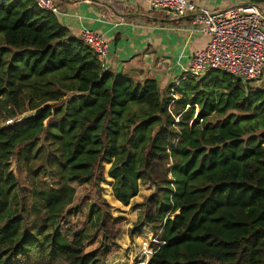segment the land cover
Returning <instances> with one entry per match:
<instances>
[{
  "label": "trees",
  "instance_id": "trees-1",
  "mask_svg": "<svg viewBox=\"0 0 264 264\" xmlns=\"http://www.w3.org/2000/svg\"><path fill=\"white\" fill-rule=\"evenodd\" d=\"M0 35L10 59L35 55L1 109L43 108L0 126V264H108L127 222L109 180L125 207L154 187L128 231L162 243L148 264H264V89L217 70L175 94L116 75L35 0H0ZM73 184L92 201L64 232L83 214Z\"/></svg>",
  "mask_w": 264,
  "mask_h": 264
},
{
  "label": "crops",
  "instance_id": "crops-1",
  "mask_svg": "<svg viewBox=\"0 0 264 264\" xmlns=\"http://www.w3.org/2000/svg\"><path fill=\"white\" fill-rule=\"evenodd\" d=\"M189 1L212 13L249 3L248 0ZM55 2L61 11V15L57 17L70 31L71 37L81 39L84 29L105 36L109 44V55L100 60L104 70L127 76L138 83L155 80L161 89L170 88L171 94L175 90L173 84L190 67L194 54L204 50L210 42L209 36L192 33V16L170 18L165 14L152 12L149 9V0ZM178 96L180 95L176 96V100L180 98ZM153 190L152 185L142 186L140 195L129 207L123 206L113 197V204L123 209L120 214L126 215L127 222L131 221V224L124 227L119 240L121 253L112 257L108 264H134V247L153 238L152 230L148 226L134 241H131L128 232L138 218V211L132 210V205L140 204Z\"/></svg>",
  "mask_w": 264,
  "mask_h": 264
},
{
  "label": "built area",
  "instance_id": "built-area-1",
  "mask_svg": "<svg viewBox=\"0 0 264 264\" xmlns=\"http://www.w3.org/2000/svg\"><path fill=\"white\" fill-rule=\"evenodd\" d=\"M39 8L61 15L55 0H35ZM149 9L170 18L192 16V33L210 37L207 47L194 54L188 78L202 79L209 71L217 70L245 83L257 82L264 76V10L247 3L220 13L198 8L189 0H149ZM82 42L104 60L109 44L104 35L89 29L81 34ZM21 119L7 120L3 126L21 123ZM162 243L153 238L138 245L134 264H148ZM136 248V246H135Z\"/></svg>",
  "mask_w": 264,
  "mask_h": 264
},
{
  "label": "rangeland",
  "instance_id": "rangeland-1",
  "mask_svg": "<svg viewBox=\"0 0 264 264\" xmlns=\"http://www.w3.org/2000/svg\"><path fill=\"white\" fill-rule=\"evenodd\" d=\"M0 38L3 39V36L0 35ZM14 51L18 52V50H14ZM12 52L13 51H11V53ZM11 53L10 52L4 53V54L0 53V96H1L0 97V126H2L6 120L10 119L8 117L7 112L4 111L3 109H1V106H2L1 103L9 95L8 94V82L10 80L20 81V78L22 76L28 75L30 73V70L33 67V62L35 60V55H33L32 52L26 53L24 55H19L15 59H10V57L12 55ZM188 79L189 78L187 77V75L185 73L184 74L182 73V75L180 76V80H177L173 84V87L175 89L174 93L179 92L182 89V87H184L186 84H188L189 83ZM182 84H183V86H182ZM250 86L252 88H255V89H260V88L264 89V76L260 80H258L257 82L250 83ZM3 87L5 88V91H3ZM169 91H170V88H167L165 90L162 89L163 93H168ZM177 95L178 94H176L175 96H177ZM22 117H18V119L22 120ZM109 167L110 166L108 165V168ZM13 170H15L14 166H13ZM73 186L77 191L75 206L80 205L83 209V214L78 215V216H69L68 221H67L69 223V225H65L63 227L64 232H66V230L69 229L70 225H76L78 223H84L86 221L85 214L87 212V206L92 201V198L88 196L89 195L88 194V188L86 186H80L78 184H73ZM111 187H112V180H109V182L104 185V188H105L104 197L111 204L114 214H120L121 212H123V209H120V208L116 207L115 204H113L115 202V200H114L112 193H111V191H112ZM132 210H135V209L132 208ZM130 224H131V221H128L125 223L124 227H127ZM144 241H146V240H144ZM97 243H98V240L93 245L88 246L87 250L91 251V250L95 249L97 247ZM137 247L138 246H136V248L134 247L135 253L138 250ZM124 259H126V258H124Z\"/></svg>",
  "mask_w": 264,
  "mask_h": 264
},
{
  "label": "water",
  "instance_id": "water-1",
  "mask_svg": "<svg viewBox=\"0 0 264 264\" xmlns=\"http://www.w3.org/2000/svg\"><path fill=\"white\" fill-rule=\"evenodd\" d=\"M42 109H43V108H40L39 110H37V111L34 112V113L29 112V113L25 114V115L22 117V122L26 121L28 118H31V117H33V116H38V115L42 112Z\"/></svg>",
  "mask_w": 264,
  "mask_h": 264
}]
</instances>
